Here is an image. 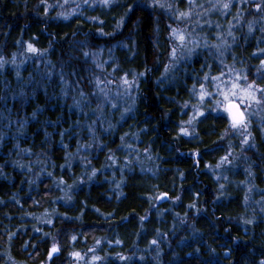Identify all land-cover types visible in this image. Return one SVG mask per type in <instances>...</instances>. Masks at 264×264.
<instances>
[{
  "label": "trees",
  "instance_id": "obj_1",
  "mask_svg": "<svg viewBox=\"0 0 264 264\" xmlns=\"http://www.w3.org/2000/svg\"><path fill=\"white\" fill-rule=\"evenodd\" d=\"M256 3L0 0V264L264 260V127L240 147L207 105L188 123L205 74L257 66ZM187 27L228 39L225 57L195 46L173 61Z\"/></svg>",
  "mask_w": 264,
  "mask_h": 264
},
{
  "label": "rangeland",
  "instance_id": "obj_2",
  "mask_svg": "<svg viewBox=\"0 0 264 264\" xmlns=\"http://www.w3.org/2000/svg\"><path fill=\"white\" fill-rule=\"evenodd\" d=\"M69 2H72V0H68ZM248 1H252V5H251V15L254 16V14L256 13V8H257V3L256 0H238V4L242 3V2H248ZM68 3V2H66ZM214 4L211 5V7L208 8L207 11L203 10V13H206V15H204L202 18L205 19L207 17H209L211 15V13H213V6ZM237 11V9H236ZM236 11H233L236 13ZM218 14L220 15V18H225L227 15V11H217ZM201 13V12H200ZM215 28V27H214ZM188 29V30H187ZM191 28L187 27V28H183L182 30L179 29V32L184 33L186 35V47L184 49H181L179 47L180 42L178 40H176V47H177V53L180 55V53L183 52L184 55H188L187 53V48H194L196 46V44L198 43L199 48L195 47L196 49H208L211 50L210 48H213L212 50L215 51L214 54H212V57H215V61H217L216 63H218V61L220 62L218 58H220L221 56L225 57V54H227L228 52V39L223 42L222 44H219V40L218 38L216 39H212L208 41V36L207 37H203L201 36V38H199V40H196V37L192 34V31L190 32ZM185 31V32H183ZM211 34L210 35H217L216 29H211L210 30ZM226 31H224L225 34ZM213 33V34H212ZM189 35V36H188ZM191 35V36H190ZM193 36V37H192ZM223 38L225 39V36H223ZM191 41V42H188ZM261 60H264V52L261 53L260 58L258 57L257 66H253V68L250 70V74L248 76V81L247 83H255V87L257 88H264V66L261 65ZM222 61V59H221ZM218 71L216 72V74L213 75H209V77H220V81H217V83H220L221 81L227 82L229 87L231 86V82L235 81V78L237 76V74L243 76L245 75L244 72L239 68L238 64L234 61L231 60L229 64H226L224 66H218ZM259 70V71H258ZM224 73L223 76H221V73ZM204 84L205 90L207 92H211V93H215L216 92V87L215 84L211 82V80L209 79L208 81L206 80H202V82ZM200 83V84H201ZM241 84H245V82L243 80L240 81ZM200 84L198 85V90L195 93V101L192 105V111L190 113V119H192L195 115L197 111H203L202 107L207 105L209 106V108L213 109L216 107V103L218 100H222L221 96H216L215 98L212 97H206L205 101L203 103H200L199 101V92H200ZM220 86L223 87V83H220ZM264 96V94L257 92V97H261ZM249 106H248V110L246 113V117L248 120V128L247 130L244 129H233L230 127V121L228 118V114L227 112L223 111V108H219L216 111L220 112V113H224L229 121V132H231L235 138L237 139V142L239 144L240 147H243V145H245V143H243L245 137L249 135V131H250V125L252 123H255L256 125H258L259 127H264V102H262L261 104H256L255 102H248ZM244 110V106H241V111ZM230 160H228V158L225 160V162L229 163ZM89 251L91 252L92 249H89ZM78 252H73L71 255V258L73 259V264H80L83 262V258H85L84 253H80L79 252V256H76L74 254H76Z\"/></svg>",
  "mask_w": 264,
  "mask_h": 264
},
{
  "label": "snow or ice",
  "instance_id": "obj_3",
  "mask_svg": "<svg viewBox=\"0 0 264 264\" xmlns=\"http://www.w3.org/2000/svg\"><path fill=\"white\" fill-rule=\"evenodd\" d=\"M192 0H189V3L191 4ZM102 3L107 6L110 3V0H102ZM225 9L229 7V4L225 3L223 5ZM259 5H257V8L259 9ZM131 10V9H129ZM181 17H189L190 13H180ZM67 19V17H65ZM251 31V28L249 29ZM173 36L180 42L179 47L181 49H184L186 47V35L184 33L178 32L176 29H172ZM231 33H229L230 35ZM191 42V41H188ZM198 43L196 44V47H198ZM28 49L30 51H36L31 44L28 45ZM264 52V49L261 50ZM187 53L189 55L195 54L194 48H187ZM85 56L88 55V53H84ZM170 57L173 61L177 59V48L173 47L170 53ZM180 58H183V55H181ZM261 65L264 66V60H261ZM259 71V70H258ZM138 75L143 76L144 73H139ZM224 73H221V76H223ZM211 80L212 83L215 84L216 92L211 93L207 92L205 90L204 84H200V92H199V101L200 103H203L206 99V97H212L215 98L216 96H221L222 100H218L216 103V107L212 109V111H216L219 108H223L224 112H227L228 118L230 121V127L233 129H244L247 130L248 128V120L246 117V113L248 110V102H255L256 104H261L264 102V96L257 97V92L264 94V88H257L255 87V83H247L248 76L247 75H239L237 74L235 81L231 82V86L229 87L227 82L221 81L220 83H223V87L220 86V83H217V81H220V77H209L208 74H205L204 80L208 81ZM243 80L245 84H241L240 81ZM124 84L130 86L132 82L128 81L127 79H124ZM195 90V86L193 88V91ZM241 106H244V110L241 111ZM115 107V106H114ZM205 113L202 111H197L196 115L188 121L189 124L192 123L194 119L197 117H204ZM183 131V130H182ZM63 135V133H62ZM184 135H188V133L185 131ZM123 139V137H121ZM243 143H248V137L246 136ZM249 221H246L248 223ZM51 223V221H49ZM36 231H39V229H36ZM119 243V241H117ZM153 244L156 243V241H152ZM59 249L54 243L48 253L49 259L53 258V255L58 253ZM76 256H79V253L74 254ZM94 259H99L98 257H95ZM123 259V257H121ZM260 264H264V260L260 261Z\"/></svg>",
  "mask_w": 264,
  "mask_h": 264
}]
</instances>
